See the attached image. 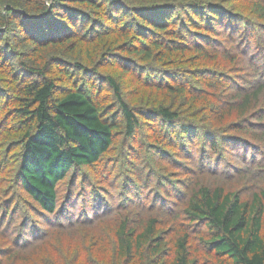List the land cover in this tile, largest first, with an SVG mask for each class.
Wrapping results in <instances>:
<instances>
[{"label": "trees", "instance_id": "obj_1", "mask_svg": "<svg viewBox=\"0 0 264 264\" xmlns=\"http://www.w3.org/2000/svg\"><path fill=\"white\" fill-rule=\"evenodd\" d=\"M0 264H264V0H0Z\"/></svg>", "mask_w": 264, "mask_h": 264}, {"label": "rangeland", "instance_id": "obj_2", "mask_svg": "<svg viewBox=\"0 0 264 264\" xmlns=\"http://www.w3.org/2000/svg\"><path fill=\"white\" fill-rule=\"evenodd\" d=\"M11 146H12V144H10L9 147H8V154H7V155H8V158H10V156H11L12 153H13V151H11ZM4 148H5V145L2 146V151H3ZM66 233H67V232H66ZM33 256L36 257V255H33ZM35 257H34V258H35ZM32 258H33V257L30 258V263H31V259H32Z\"/></svg>", "mask_w": 264, "mask_h": 264}]
</instances>
